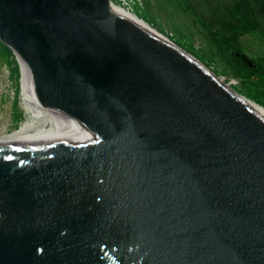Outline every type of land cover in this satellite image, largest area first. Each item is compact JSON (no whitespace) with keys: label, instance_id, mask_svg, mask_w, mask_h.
<instances>
[{"label":"water","instance_id":"1","mask_svg":"<svg viewBox=\"0 0 264 264\" xmlns=\"http://www.w3.org/2000/svg\"><path fill=\"white\" fill-rule=\"evenodd\" d=\"M141 21L0 0V264H264V110Z\"/></svg>","mask_w":264,"mask_h":264},{"label":"rangeland","instance_id":"2","mask_svg":"<svg viewBox=\"0 0 264 264\" xmlns=\"http://www.w3.org/2000/svg\"><path fill=\"white\" fill-rule=\"evenodd\" d=\"M142 9L155 20V25L149 24L161 35L169 39L180 49L176 40L180 34L183 36L182 43L192 45L195 49L211 58L209 66L204 65L214 75L215 69L224 71L218 76L220 81L227 84L232 90L237 80L231 71L225 68L223 62L216 55V50L207 35L206 28L201 23L203 20L211 28H216L218 24L234 23V18L228 10V5H232L237 0H141ZM240 1V0H238ZM240 50L244 57L254 61H264V33L243 34L240 39ZM10 72L3 49L0 47V107L6 96Z\"/></svg>","mask_w":264,"mask_h":264},{"label":"trees","instance_id":"3","mask_svg":"<svg viewBox=\"0 0 264 264\" xmlns=\"http://www.w3.org/2000/svg\"><path fill=\"white\" fill-rule=\"evenodd\" d=\"M228 10L234 18V23L218 24L211 28L203 20L201 23L206 28L210 42L213 44L216 55L221 59L225 68L229 69L232 75L238 79V85H234V90L257 103L264 108V61H254L244 57L240 50V39L243 34L264 33V0H240L232 5H228ZM135 14L145 22L155 25V20L149 14L137 6ZM183 36L180 34L176 43L186 51L209 66L211 63L208 56L204 55L192 45L182 43ZM4 56L12 68L13 75L18 76V68L13 52L0 42ZM216 75H222L224 71L215 69ZM16 104V103H15ZM15 116L19 119L22 114L17 112Z\"/></svg>","mask_w":264,"mask_h":264},{"label":"bare ground","instance_id":"4","mask_svg":"<svg viewBox=\"0 0 264 264\" xmlns=\"http://www.w3.org/2000/svg\"><path fill=\"white\" fill-rule=\"evenodd\" d=\"M141 22H142V21H141ZM142 23H143L145 29L150 30L151 32L155 33V32L153 31V28H152L151 26H148V25L145 24L144 22H142ZM155 34H156V33H155ZM160 37H161V39H163L164 41H167L168 43H171L170 40L167 39L166 37H163V36H160ZM221 83L223 84L222 81H221ZM227 87L230 88L229 86H227ZM243 99L247 100L248 102L252 103L253 105H255V106H257V107H259V108H261V109L264 110V108H263L262 106H260V105H258L257 103H255V102H253V101L247 99L246 97L243 98Z\"/></svg>","mask_w":264,"mask_h":264},{"label":"built area","instance_id":"5","mask_svg":"<svg viewBox=\"0 0 264 264\" xmlns=\"http://www.w3.org/2000/svg\"><path fill=\"white\" fill-rule=\"evenodd\" d=\"M130 1L133 3L135 9H136L137 6L142 7V1L141 0H130ZM234 82L238 83V79L236 81H234Z\"/></svg>","mask_w":264,"mask_h":264}]
</instances>
